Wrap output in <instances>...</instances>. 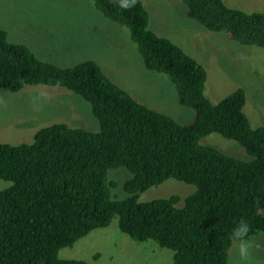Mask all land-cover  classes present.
<instances>
[{
    "label": "trees",
    "instance_id": "16d2710c",
    "mask_svg": "<svg viewBox=\"0 0 264 264\" xmlns=\"http://www.w3.org/2000/svg\"><path fill=\"white\" fill-rule=\"evenodd\" d=\"M107 20L128 29L143 65L168 77L181 106L194 112L188 125L138 102L92 60L59 67L40 60L0 30V89L61 87L80 96L98 130L53 124L31 143L0 144V264H93L59 258L96 229L117 220L131 240L173 253L172 264H228L232 229L249 225L248 239L264 234V126L253 127L243 112L245 93L236 89L213 104L204 95L206 71L169 39L149 29L141 0H92ZM187 18L212 33L264 49V14L247 13L223 0H182ZM218 134L241 146L242 161L201 139ZM124 168L128 196L112 199L109 169ZM168 179L195 187L182 199L140 202L138 195Z\"/></svg>",
    "mask_w": 264,
    "mask_h": 264
},
{
    "label": "rangeland",
    "instance_id": "374dc122",
    "mask_svg": "<svg viewBox=\"0 0 264 264\" xmlns=\"http://www.w3.org/2000/svg\"><path fill=\"white\" fill-rule=\"evenodd\" d=\"M149 14V29L169 39L198 61L206 71L204 95L213 104L236 89L245 93L243 112L253 127L264 126V49L243 46L225 34L212 33L184 14L182 0H141ZM247 13L264 14V0H223ZM0 30L11 42L26 45L37 58L59 67L94 61L112 82L138 102L188 125L194 112L179 104L177 92L166 75L143 65L128 29L104 18L92 0H0ZM98 130L90 105L80 96L45 85L25 86L10 93L0 89V144L31 143L35 134L53 124ZM200 143L237 158H251L237 143L210 134ZM115 184L112 199L128 194L123 184L131 178L124 168L108 170ZM11 183L0 179V191ZM195 187L168 179L138 195L140 202L176 195L183 200ZM249 257L241 260L234 241L228 264H264V234L248 239ZM61 259L93 264H172L173 253L152 242L138 243L118 230L117 220L96 229L71 247L62 248Z\"/></svg>",
    "mask_w": 264,
    "mask_h": 264
},
{
    "label": "clouds",
    "instance_id": "9594fccd",
    "mask_svg": "<svg viewBox=\"0 0 264 264\" xmlns=\"http://www.w3.org/2000/svg\"><path fill=\"white\" fill-rule=\"evenodd\" d=\"M135 4V0H120V7L130 8ZM249 225L241 220L232 229V239L237 243V250L241 260L249 257L250 244L248 242Z\"/></svg>",
    "mask_w": 264,
    "mask_h": 264
}]
</instances>
